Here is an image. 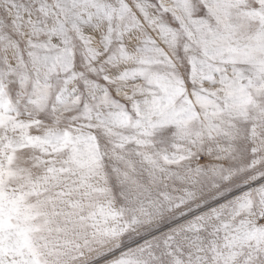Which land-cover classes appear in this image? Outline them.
I'll return each instance as SVG.
<instances>
[{
	"label": "snow or ice",
	"instance_id": "snow-or-ice-1",
	"mask_svg": "<svg viewBox=\"0 0 264 264\" xmlns=\"http://www.w3.org/2000/svg\"><path fill=\"white\" fill-rule=\"evenodd\" d=\"M0 264H264V0H0Z\"/></svg>",
	"mask_w": 264,
	"mask_h": 264
}]
</instances>
